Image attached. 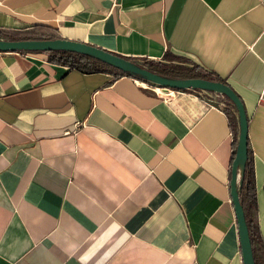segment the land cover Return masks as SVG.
<instances>
[{
  "label": "crops",
  "instance_id": "crops-1",
  "mask_svg": "<svg viewBox=\"0 0 264 264\" xmlns=\"http://www.w3.org/2000/svg\"><path fill=\"white\" fill-rule=\"evenodd\" d=\"M37 26L132 59L187 57L231 85L264 249V0H0V31ZM50 57L0 51V264H245L235 105Z\"/></svg>",
  "mask_w": 264,
  "mask_h": 264
},
{
  "label": "water",
  "instance_id": "water-1",
  "mask_svg": "<svg viewBox=\"0 0 264 264\" xmlns=\"http://www.w3.org/2000/svg\"><path fill=\"white\" fill-rule=\"evenodd\" d=\"M10 50H70L93 55L109 64L128 71L144 81L168 88H200L214 90L229 97L238 111L239 137L236 156L232 166L231 193L240 228L245 264H256L246 211L240 197L241 176L249 158V118L241 96L228 83L203 77L178 78L157 73L135 60L81 40L64 37L10 39L0 37V51Z\"/></svg>",
  "mask_w": 264,
  "mask_h": 264
},
{
  "label": "trees",
  "instance_id": "trees-1",
  "mask_svg": "<svg viewBox=\"0 0 264 264\" xmlns=\"http://www.w3.org/2000/svg\"><path fill=\"white\" fill-rule=\"evenodd\" d=\"M0 37L10 38V39H31V38L44 39V38H58L59 36H57L54 33L48 32L47 27L45 26H37V29L35 31L22 33V34H19L17 32L7 33L0 31ZM170 55L175 56L176 54H170ZM175 57H179V55H176ZM50 58L59 63H63L69 65L70 67L78 68L80 70L87 72H98V71L112 72L115 74V76L129 74L128 71H125L99 58H96L93 55L86 53L70 51V50H51ZM148 68L157 73L169 77H178V78L203 77L208 79L220 80L218 79L217 76H214L211 72L199 69L198 67L195 66L187 67V66H179V65L152 63L148 65ZM226 98L232 102V100L229 97L226 96ZM240 197L246 211L256 264H264V249H261L258 246L259 238H258L257 228L249 212V206L256 204L255 171H254L253 162L250 157L246 162L244 173L241 176Z\"/></svg>",
  "mask_w": 264,
  "mask_h": 264
},
{
  "label": "rangeland",
  "instance_id": "rangeland-1",
  "mask_svg": "<svg viewBox=\"0 0 264 264\" xmlns=\"http://www.w3.org/2000/svg\"><path fill=\"white\" fill-rule=\"evenodd\" d=\"M28 32H33V31H21L19 34L22 33H28ZM139 64L148 67V65L152 63H160V64H166V65H179V66H187V67H193L190 63V60L187 57L179 56L175 58H165L163 60H151V59H144V58H138V59H133ZM156 86H159L158 84H154Z\"/></svg>",
  "mask_w": 264,
  "mask_h": 264
},
{
  "label": "built area",
  "instance_id": "built-area-1",
  "mask_svg": "<svg viewBox=\"0 0 264 264\" xmlns=\"http://www.w3.org/2000/svg\"><path fill=\"white\" fill-rule=\"evenodd\" d=\"M144 82H146L148 84H154V83L149 82V81H144ZM159 87H161V86H157V88H159ZM259 102L262 103V104H264V87L262 88V90L259 93ZM211 106H214V105L211 104Z\"/></svg>",
  "mask_w": 264,
  "mask_h": 264
}]
</instances>
